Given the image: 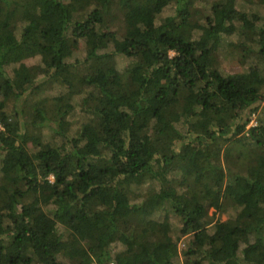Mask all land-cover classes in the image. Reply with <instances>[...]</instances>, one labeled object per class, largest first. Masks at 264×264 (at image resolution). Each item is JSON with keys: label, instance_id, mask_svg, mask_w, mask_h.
I'll list each match as a JSON object with an SVG mask.
<instances>
[{"label": "trees", "instance_id": "1", "mask_svg": "<svg viewBox=\"0 0 264 264\" xmlns=\"http://www.w3.org/2000/svg\"><path fill=\"white\" fill-rule=\"evenodd\" d=\"M205 1L0 0V264H264V20L213 0L194 33ZM233 36L246 74L211 57Z\"/></svg>", "mask_w": 264, "mask_h": 264}, {"label": "rangeland", "instance_id": "2", "mask_svg": "<svg viewBox=\"0 0 264 264\" xmlns=\"http://www.w3.org/2000/svg\"><path fill=\"white\" fill-rule=\"evenodd\" d=\"M215 2L213 0H208L199 4L192 9L193 18L191 24L189 26L190 30H193L194 33H200L207 35L208 27H207V19L213 17V4ZM236 9L240 12L247 13L249 15H259L264 20V0H238L236 3ZM175 7L165 9L160 17H157V23L167 20L175 15ZM196 9V10H195ZM119 26L125 29L124 21L121 20ZM200 28V29H199ZM202 28V29H201ZM82 42L78 41L75 46V54L76 57H83L84 52L82 49ZM248 44H243L239 41L238 37H224L221 41V44L214 45V48H217V51L214 49L213 54L211 55L212 59L217 62L219 69L225 74L234 75V74H246L249 71V67L252 64V60L250 58H245L244 54H241L242 51H246ZM246 62L245 64L243 61ZM25 63L29 67H36L40 63V59H30L25 61ZM16 65L8 66V71H11ZM52 93H46L45 95H51ZM262 101L258 106V111L251 116V126H256L260 122L264 124V92L261 94ZM27 103H32V101H28ZM30 110H27V116L29 115ZM33 123L35 126H30L28 128L29 131V148L32 150L34 145L33 143H42L47 144L54 138V127L55 123L51 120H44L39 115L35 116L33 119ZM80 123H76L73 126V131L76 132ZM74 132V134H75ZM77 133V132H76ZM77 135V134H76ZM244 152L246 149H242ZM222 160L224 161V156H222ZM232 214L230 210L228 213L221 214L215 213L214 209L209 211L210 220H212V225L210 226L211 230L213 229V225L217 222H224L229 218V215ZM151 225L153 227L160 228L162 226H167L170 231L177 232L180 229V223L177 216L173 211H169L167 215L163 214H155L153 215ZM174 264H191L188 260H185L183 257H178Z\"/></svg>", "mask_w": 264, "mask_h": 264}, {"label": "built area", "instance_id": "3", "mask_svg": "<svg viewBox=\"0 0 264 264\" xmlns=\"http://www.w3.org/2000/svg\"><path fill=\"white\" fill-rule=\"evenodd\" d=\"M0 129H1V126H0Z\"/></svg>", "mask_w": 264, "mask_h": 264}]
</instances>
